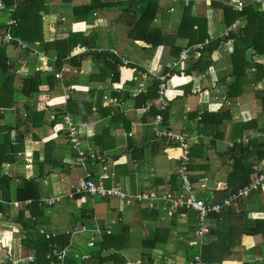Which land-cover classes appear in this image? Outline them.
<instances>
[{"label": "crops", "instance_id": "obj_1", "mask_svg": "<svg viewBox=\"0 0 264 264\" xmlns=\"http://www.w3.org/2000/svg\"><path fill=\"white\" fill-rule=\"evenodd\" d=\"M224 2L225 0L218 1L221 4ZM245 2V6L252 5L260 12L258 24L264 30V3L257 5L252 4L250 0ZM74 3L81 4L82 0H76ZM74 3L68 6L63 0H45L48 10L40 14L45 42H52L62 37L64 33L72 32V27L76 23L70 7H73ZM158 4L153 26L160 28L164 35L173 37L174 44L168 38V42L166 40V43L158 46L153 53H147L139 43L128 38L127 29L116 22L118 11L93 12L84 25L88 44L83 48H89L91 53H84L86 58L81 61L78 68L72 67L68 61H63L62 67L65 66L71 71L63 73L61 80L54 78L55 86L49 91L26 95L24 82L33 71H38L42 80L47 74L53 75L56 72L54 63L49 60L53 53L48 52L46 57L41 56L45 52L40 43L32 44V50L27 52L14 45L6 46L10 71L14 76L13 106L7 111H0V128H11L10 145H15L17 139L21 137L22 149L14 156L7 151L15 161L0 165V177L6 176L11 181L8 190L0 189V202H5V197L9 201H33L31 198L21 201L17 198L19 195L22 197L29 194H35L38 200L37 208L33 210L37 215L30 214L29 208L32 205L26 207L28 214L25 216L24 207L20 210L3 204L6 214L2 211L4 219L0 220V264H13L12 261L19 260L22 264L33 263L27 261L28 257L33 256V252L23 244L25 229L17 221L19 213H23V219L33 226L31 232H36L40 227L56 231L58 239L69 236V243L63 248L65 258L63 262L56 264H80L97 256L103 236L119 230L122 225L129 227L128 235L124 237L123 249L118 253L125 260V264H189L191 257L209 244L210 240H205V245L201 247L196 245L194 238L196 224L193 214H185L183 211L171 212L160 201L153 203L151 207L144 203L125 206L115 199L85 194L76 198L69 197L73 188L80 184L84 170L73 164L75 153L71 150L64 131L59 125L49 122L52 113H61V108L66 106L62 98L65 87L71 88L68 92L69 100L76 102L86 101L87 91L90 89L94 90L95 100L99 92L110 96L113 92L119 98L128 95L120 106L115 107L119 108L120 114L100 115L98 109L95 111V101L93 113L89 115L87 122L70 115L78 123L86 126V134L82 137L84 143L96 156L104 159V164L113 174V180L106 181L105 187L115 184L128 194L143 190H173L179 184L175 173L179 152L174 147L166 146L162 140L155 139L152 131V109L143 111L144 104L137 106L135 101L137 96H132L143 75H146L149 82V78H153L154 75L150 73L154 70L166 74L169 89L165 100L169 112L165 126L186 136L197 137V141L191 147V153L193 147L197 145L201 144L202 148L196 147L201 153L196 148L194 150V153L200 156H191L193 169H190V178L194 184L204 185L198 191L199 196L205 201L207 198H213V191L219 184L226 182L231 169L233 158L229 150L235 148L234 145L252 150L253 144L264 140V113H261L260 105L254 98L256 92H262L264 96V73L262 79L255 81L257 66H264V55H258L252 49L245 52L247 61L245 75L247 81L251 83L245 84L243 95L233 105L227 98L228 87L235 80L230 60L231 43L230 45L226 43L231 40L221 36L228 27L222 21L221 10L213 7L212 0L209 3L203 2L198 6H192V14L203 13L206 16L207 39L210 40L211 37L209 43H216L217 47L209 56L210 63L206 70L180 79L175 86L167 71H184L188 61L191 58L195 59L194 56H190L180 71L171 68L172 63L178 60L170 54L171 44L181 47L182 50L190 47L187 45V37L177 36L185 6L172 0H158ZM10 18L7 13L0 12V27L6 26L8 30L6 23ZM98 49L101 50L100 54H110L109 50H114L116 55L113 56L123 60L124 65L134 64L145 73H135L133 85L122 83L120 93L113 90L111 74L106 76L104 81L89 82L90 75L102 65V61L96 60L92 55V52L98 53L96 51ZM36 53L40 56H35ZM49 68L50 73H47ZM15 70L21 72L16 73ZM125 75L128 76L127 73ZM197 76L199 80L196 86L189 82V79ZM195 87H198V90H194ZM100 102V106L109 107L107 101ZM147 102L151 104V108H158L156 100ZM220 107L230 108V119L212 132L204 125L199 126L198 117L203 112L216 113ZM241 114L246 117L245 122L239 120ZM237 123L250 127L245 128L240 137L233 138L231 133ZM97 138H101L100 144L95 146ZM46 145H49V153L46 151ZM253 157V154L248 155L245 162L251 168L255 165ZM262 162L264 159L256 165H263L264 168ZM102 166V163L97 162L88 169L98 174ZM28 181H33L35 187H26V190L19 193ZM34 189L36 190L33 191ZM251 195L253 200L245 201V214L248 212L260 214L264 210V193L258 190ZM49 199H53L54 202L45 203V200ZM237 209L236 205L223 212ZM226 218L228 217L223 214L218 220L209 218V230L214 228L227 232L230 222ZM74 228H83L85 231L69 234L68 232ZM234 235L235 245L229 248V256L218 264H260L259 258L264 256L262 237H241L237 233ZM90 243L92 246H89ZM192 249L195 250L194 253ZM106 252L100 251V254L104 255Z\"/></svg>", "mask_w": 264, "mask_h": 264}, {"label": "trees", "instance_id": "obj_2", "mask_svg": "<svg viewBox=\"0 0 264 264\" xmlns=\"http://www.w3.org/2000/svg\"><path fill=\"white\" fill-rule=\"evenodd\" d=\"M66 1L68 6L76 0H63ZM224 1V0H223ZM229 0H225L224 4L218 3L212 0V5L215 8H219L222 12V21L226 27L232 25L235 21L239 20L241 24L238 25L234 31L230 32L228 39L231 40V54L230 60L233 67V76L235 80L228 87L227 98L234 105L236 100L243 95L245 84L251 82L247 81L245 70L247 67V61L245 59V52L248 49H252L258 55H264V30L261 29L258 21L260 19V12H257L252 5H247L241 13L234 11L230 6L227 5ZM6 9H12V18L16 21V26L11 27V34L15 38H19L27 46L34 43H40L43 46L45 54L51 52L56 55V61L54 63V69L56 72L60 71L63 61H65L66 56H70L67 60L70 65L74 68H78L81 65V61L86 58L82 52L83 47H87L88 36L86 35V30L84 31V25L89 15L93 12L116 10L118 11V16L116 22L121 24L127 29V37L132 39L141 45L142 49L147 53H153L154 50L168 42V38L172 44H174L173 37H169L163 34L162 30L158 27L153 26V21L155 20L157 10H158V0H82L81 4L74 3L73 7H70V12L72 11L73 18L75 20V25L72 27V32L64 33L59 39H55L52 42H45L43 38V28L41 22V13H46L48 10L45 0H2ZM192 6H185L182 10L181 19L178 25L177 36L187 37L188 46L203 43L207 38L206 34V16L203 13L192 14ZM202 10V9H200ZM201 12V11H200ZM196 27V30L194 29ZM9 29V28H8ZM7 27H0V33L6 32ZM171 44L170 54L176 59L178 58L181 47H175ZM15 45V44H14ZM217 45L210 44L205 46L203 51L198 52L195 59H190L186 64V69L181 72L167 71L169 76L174 81V85H178L180 79L191 75L193 73H200L206 70L209 66L210 60L209 56L212 55L213 51L216 49ZM24 52L30 50H23ZM145 52V53H146ZM93 57L102 61V65L98 68L99 70L94 71L90 77L89 82L104 81L106 76L110 75V82L114 87H121L122 83H127L133 85V76L137 72H144L143 69L135 66L134 64H123L122 61L113 55L107 53H94ZM10 64L8 55L6 52V46L0 47V111H7L12 108V97H13V82L14 76L10 71ZM50 73V68L47 73ZM107 72H109L107 74ZM127 73L128 76L125 74ZM264 73V66H257V73L255 81L262 79V74ZM107 74V75H106ZM41 74L38 71H33L30 76L25 79L24 87L26 90V95L33 94L35 92L49 91L54 88L55 80L54 76L47 74L42 80ZM146 75H143L142 83L145 84V92L136 97V105L141 106L149 100L157 101V84L152 77L149 78V82L146 79ZM139 82V83H141ZM97 100L94 97V90H88V98L86 101L76 102L72 100L66 101L65 108H61V113H69L80 121L87 122L89 115L93 113L92 107L95 104V111H99L100 115L109 116L111 113L120 114L118 112L120 103L125 98H119L120 101L117 105L113 104L111 101L109 107L100 106L102 101L103 92H99ZM113 97H117L116 93H111ZM121 97V96H120ZM260 105L261 113H264V96L262 92H256L255 97ZM225 107V106H224ZM220 107L216 113L203 112L198 120L199 126H205L212 132L215 128H218L224 121L230 119L229 110L227 107ZM224 108V109H223ZM152 116L160 113L162 115L164 125L168 120L169 109L166 108L164 111H160L158 108H151ZM196 117V115L194 116ZM255 126V123L252 124ZM250 127L249 125H244L242 123H237L233 127L232 137H240L242 131L245 128ZM10 129L9 127L0 128V165L2 163H13L14 155L22 149L20 144L22 143L21 137L17 139L15 145H10ZM216 131V130H215ZM100 139L97 138L95 141L97 146L100 144ZM202 148L201 144L197 145ZM193 147L191 156H200L198 153H194L195 148ZM171 147V146H170ZM235 148L230 149V156L233 158L231 169L228 173L227 180L224 183L219 184L213 191V198H207L206 203H220L225 198L227 190H238L243 186L247 185L250 181V175L252 174V169L249 165H246L247 156L253 154L255 165L264 159V140L260 143L253 144L252 150H248L247 147H241L239 145H234ZM47 153H49V145L45 146ZM105 149V147H104ZM197 150V148H196ZM10 151L13 156L7 154ZM198 151V150H197ZM201 153L200 151H198ZM48 156V155H47ZM193 169L192 162L189 166ZM177 176V175H176ZM190 176V175H189ZM191 180V178H190ZM192 181V180H191ZM10 179L6 176L0 177V189L8 190L10 186ZM81 184V182H80ZM80 184L76 185L79 186ZM28 188H34L35 183L33 181L25 182L24 188L19 191L22 192ZM178 186H175L172 192L176 191ZM34 189L33 191H35ZM170 190V189H167ZM167 190H155L159 192ZM261 192L264 193V185L259 188ZM85 194L81 192L76 194L75 198ZM87 195V194H85ZM253 195L245 200H239L237 202V210L221 212L225 217L227 216L230 222L229 230L227 232L220 231L218 229L211 228L206 237V241L210 240L209 244L203 247L201 251V256L203 260L208 263H222L230 254L229 248L235 245L236 237L234 233L242 236H247L254 238L256 236L262 237V244H264V210L260 214H250L249 212L245 214L244 206L245 201H252ZM20 201L26 198L33 199L32 206L29 208L30 214L37 215L33 210L37 208L35 194H29L27 196L17 197ZM5 202H10L7 197L4 198ZM264 207V206H263ZM230 209V208H229ZM1 211H6L4 205H0ZM226 210V209H225ZM5 213V212H4ZM6 214V213H5ZM221 214H210L209 218L213 220H218ZM23 213L18 214V223L22 225L25 229V239L23 244L25 247L33 252V263L32 264H51V261L47 258L49 252L53 249L52 245L56 244L61 250L65 248L69 243V236L56 237L53 241L47 240L40 236L38 233V228L36 232H31L33 226L23 219ZM252 220V221H251ZM128 226L122 225L119 230L109 233L110 235H104L102 242L99 246V253L97 256L91 257V259L84 260L80 264H125V260L119 253L123 249L124 237L128 235ZM28 229L30 232H28ZM39 229L48 232L51 230L40 228ZM234 232V233H233ZM241 244V242H240ZM100 251H107L106 254L101 255ZM56 264L57 262H53Z\"/></svg>", "mask_w": 264, "mask_h": 264}, {"label": "built area", "instance_id": "obj_3", "mask_svg": "<svg viewBox=\"0 0 264 264\" xmlns=\"http://www.w3.org/2000/svg\"><path fill=\"white\" fill-rule=\"evenodd\" d=\"M174 3L181 4L183 6L193 5V7L200 5L201 3H209L210 0H172ZM252 4L262 5L264 0H250ZM227 5L230 6L233 10L238 13H241L245 8L246 2L245 0H229ZM0 12L7 13L11 18L6 23L8 26V30L4 33L0 34V47L1 46H9L15 44V47L20 50H32L31 45L27 46L24 42H22L19 38H15L11 34V27L16 26V21L12 18V9H6L2 0H0ZM239 25V20L235 21L232 25L226 28L221 36L228 37L230 32L235 30ZM212 38L210 37V40ZM209 39L205 40L203 43H198L192 45L190 47H186L183 49L178 57L177 61H174L171 65L172 69L182 70L183 64L189 59L190 56L197 57L198 52L203 51L204 47L210 42ZM227 45H230L231 41L226 42ZM87 48H83L82 52L87 51ZM98 53H101V50H96ZM109 53L112 55H116L114 50H109ZM35 56H40V54L36 53ZM41 56H45V53H42ZM70 56H66L65 61L69 60ZM49 60L52 63L56 61V55H52ZM123 62V60H122ZM125 63V62H124ZM71 70L67 67H62L60 71L53 73V76L57 80L62 79L63 73H68ZM16 73H20V70H15ZM76 73V71H73ZM154 74L153 79L158 82L157 84V105L160 111H164L166 109V94L169 89V80L167 79L166 74H161L156 72L155 70L150 73ZM199 76L196 78L189 79L192 84H198ZM119 88V87H117ZM114 87V91L120 93V88L117 89ZM70 87H65L64 94L62 98L64 101H68L70 99V95L68 92L70 91ZM194 90H198V87H195ZM145 92V84L139 83L137 87L133 90L132 96H139L140 94ZM103 101L112 102L117 105L120 101L118 97L110 96L109 94H104L102 96ZM151 104L149 102L145 103L142 107L143 111H148L151 109ZM200 117H198L199 119ZM241 121H246V117L241 114ZM49 122L53 124H57L64 131L67 142L69 143L71 150L75 153V157L73 159V164L82 168L84 170V176L80 180L81 184L75 188H73L72 192L69 194V197L75 196L76 194H80L84 192L88 196L98 197V198H106V199H115L123 203L125 206H130L134 203H144L148 204L150 207L153 206V203L160 201L169 211L178 212L183 211L185 214H193L195 219L196 228L194 231L195 243L197 246L201 247L205 245L206 237L209 233L208 220L210 214H220L223 210L232 208L237 205L239 200H245L251 196L252 193H255L259 190L260 187L264 185V168L263 165H253L252 166V174L250 175V181L247 185L239 188L234 191L231 189L227 190L225 198L220 203H211L208 204L205 202L201 196H199L198 191L203 188V184H194L190 180V172L189 166L191 165V147L194 142L197 141L196 136H186L182 133L175 132L169 129L164 125V121L162 115L160 113L155 114L152 118V131L156 140H162L166 146L174 147L179 152V161L176 168V175L179 179L178 189L174 192L171 190L159 192V191H138L134 194L124 193L118 186L115 184L110 187H105L104 183L108 180H113V174L109 172L108 167L104 164V159L102 157L96 156L94 152L84 143L82 137L86 134V126L84 124L78 123L73 116L69 113H52L49 116ZM239 140L237 141V143ZM232 146V144H230ZM102 163L101 171L98 174H94L92 170L88 169L90 165L94 163ZM264 162H262L263 164ZM54 202L53 199L45 200V203L52 204ZM0 204L10 205L13 208L22 209L24 207V215L28 214L26 207L32 204L31 200H26L23 202L18 201H10V202H0ZM4 219V214L0 210V220ZM85 231L83 228H74L72 231L68 232L69 234L75 232ZM38 233L40 236L44 237L47 240L54 241L56 237H58V233L56 231L45 232L41 229H38ZM97 233H99L97 231ZM107 233H109L107 231ZM92 246V243L89 244ZM53 249L47 255V258L53 262L61 263L65 258L64 250L60 249L56 244L52 245ZM34 260L33 256L27 258L28 262H32ZM260 264H264V256L259 258ZM13 264H22V261H12ZM27 264V263H26ZM189 264H208L205 260H203L201 256V252L198 251L197 254H194Z\"/></svg>", "mask_w": 264, "mask_h": 264}, {"label": "rangeland", "instance_id": "obj_4", "mask_svg": "<svg viewBox=\"0 0 264 264\" xmlns=\"http://www.w3.org/2000/svg\"><path fill=\"white\" fill-rule=\"evenodd\" d=\"M214 1H216V2H218L219 0H214ZM61 6H63V5H61ZM122 28H124V27H122ZM194 28H196V27H194ZM239 122V121H238ZM192 251V253H194L195 252V250H191Z\"/></svg>", "mask_w": 264, "mask_h": 264}, {"label": "clouds", "instance_id": "obj_5", "mask_svg": "<svg viewBox=\"0 0 264 264\" xmlns=\"http://www.w3.org/2000/svg\"><path fill=\"white\" fill-rule=\"evenodd\" d=\"M14 45V44H13ZM15 46V45H14Z\"/></svg>", "mask_w": 264, "mask_h": 264}]
</instances>
